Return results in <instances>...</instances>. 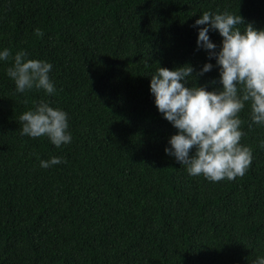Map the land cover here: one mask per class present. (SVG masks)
Returning a JSON list of instances; mask_svg holds the SVG:
<instances>
[{
  "label": "trees",
  "instance_id": "1",
  "mask_svg": "<svg viewBox=\"0 0 264 264\" xmlns=\"http://www.w3.org/2000/svg\"><path fill=\"white\" fill-rule=\"evenodd\" d=\"M205 11L264 30V0H0V52L52 64L56 89L18 93L7 75L14 61L0 60V264L264 257V125L246 104L240 143L253 159L243 177H194L165 153L177 129L150 91L159 67L206 63L213 70L186 86L222 89L216 59L197 46L203 26L193 25ZM209 36L219 51L223 38ZM41 101L68 114L70 144L20 134L19 117ZM53 157L62 163L40 166Z\"/></svg>",
  "mask_w": 264,
  "mask_h": 264
},
{
  "label": "clouds",
  "instance_id": "2",
  "mask_svg": "<svg viewBox=\"0 0 264 264\" xmlns=\"http://www.w3.org/2000/svg\"><path fill=\"white\" fill-rule=\"evenodd\" d=\"M241 24L245 25L243 32L237 27ZM198 26H203L199 28L198 49L208 51L209 59H216L222 89L209 91L207 86H186L188 77L198 80L213 70L214 65L206 63L199 72L190 64L175 70L159 67L151 76L150 91L158 111L177 129L165 153L187 166L194 177L202 175L212 182L231 181L243 177L253 159L251 150L240 143L244 133L239 114L246 104L250 105L253 123L264 125V30L246 24L240 14L228 12L205 11L193 25ZM210 30L218 31L223 38L219 51L210 39ZM35 35L43 36V32L36 29ZM27 55L26 51H19L13 57L10 49L0 52V60L14 61L7 75L15 82L16 91L26 93L35 88L54 94L56 89L49 76L53 65L26 59ZM19 120L21 135L46 136L57 148L72 141L68 114L43 101ZM193 149L194 154H190ZM60 163V158L53 157L42 160L40 166L47 169ZM255 264H264V257Z\"/></svg>",
  "mask_w": 264,
  "mask_h": 264
}]
</instances>
